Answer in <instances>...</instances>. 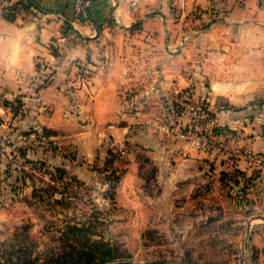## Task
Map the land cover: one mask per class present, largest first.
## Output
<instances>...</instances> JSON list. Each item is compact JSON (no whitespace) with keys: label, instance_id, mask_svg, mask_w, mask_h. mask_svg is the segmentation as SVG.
Listing matches in <instances>:
<instances>
[{"label":"crops","instance_id":"0c3cea01","mask_svg":"<svg viewBox=\"0 0 264 264\" xmlns=\"http://www.w3.org/2000/svg\"><path fill=\"white\" fill-rule=\"evenodd\" d=\"M31 1L0 0L1 187L17 182L11 161H44L60 141L89 144L87 161L123 150L125 196L146 166L167 197L250 177L243 151L264 156V0H88L81 18L72 0ZM189 93L203 107L192 133ZM261 215L247 228L264 264Z\"/></svg>","mask_w":264,"mask_h":264},{"label":"rangeland","instance_id":"374dc122","mask_svg":"<svg viewBox=\"0 0 264 264\" xmlns=\"http://www.w3.org/2000/svg\"><path fill=\"white\" fill-rule=\"evenodd\" d=\"M59 143L44 161H11L16 183L2 179L0 264H259L247 224L264 216V169L167 197L143 165L125 196L119 150L87 161L89 144Z\"/></svg>","mask_w":264,"mask_h":264},{"label":"built area","instance_id":"2783aa9c","mask_svg":"<svg viewBox=\"0 0 264 264\" xmlns=\"http://www.w3.org/2000/svg\"><path fill=\"white\" fill-rule=\"evenodd\" d=\"M131 5H136L139 0H128ZM88 3V0H72V10L77 18H81L85 16V7ZM185 113L189 115V123H188V133L193 132L194 125H196L197 121L201 117L202 108L200 103L193 97L191 93H189L185 99ZM198 146L202 145L200 142H196ZM122 156H124V151L120 150ZM242 158L246 161V163L252 167L253 169H264V156L260 154L252 153L251 151H243Z\"/></svg>","mask_w":264,"mask_h":264},{"label":"trees","instance_id":"16d2710c","mask_svg":"<svg viewBox=\"0 0 264 264\" xmlns=\"http://www.w3.org/2000/svg\"><path fill=\"white\" fill-rule=\"evenodd\" d=\"M21 5H23V7H25V9L29 8L30 6H33V2L31 0H21V2L19 3ZM16 5H11V6H7L4 8V11H3V15L5 16V18H7L8 20H12L14 18V15H15V12H16ZM38 67H39V79L41 80L42 85L44 83H46L48 81V78H42V77H47L48 73H49V70H50V67L45 64V63H39L38 64ZM185 103V100L182 101V103H180V109L182 108V110L184 109V104ZM183 105V106H182ZM203 109V107H202Z\"/></svg>","mask_w":264,"mask_h":264},{"label":"water","instance_id":"95a60500","mask_svg":"<svg viewBox=\"0 0 264 264\" xmlns=\"http://www.w3.org/2000/svg\"><path fill=\"white\" fill-rule=\"evenodd\" d=\"M153 263H155V264H158V263L162 264L163 262L155 261Z\"/></svg>","mask_w":264,"mask_h":264}]
</instances>
